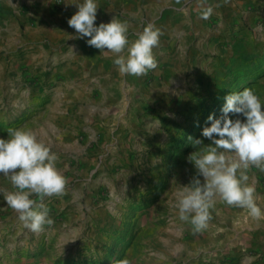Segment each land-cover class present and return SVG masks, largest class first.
Listing matches in <instances>:
<instances>
[{"label":"rangeland","instance_id":"obj_1","mask_svg":"<svg viewBox=\"0 0 264 264\" xmlns=\"http://www.w3.org/2000/svg\"><path fill=\"white\" fill-rule=\"evenodd\" d=\"M104 1L127 25L179 27L170 45L153 49L155 70L88 83L81 77L88 67L66 57L68 46L47 50V40L41 55L20 64L29 53L17 37L43 6L60 16L67 0H0V138L26 126L56 154L67 180L63 194L44 197L54 223L39 233L0 194V264H259L264 250L252 246L246 226L264 229V219L217 201L209 227L194 235L173 205L197 174L192 141L211 143L202 130L210 114L221 115L225 96L250 88L264 107V0H239L209 19L191 15L197 0ZM241 30L259 38L230 55ZM64 67L78 76L56 77ZM248 175L264 212V172L253 167ZM0 190H11L2 174Z\"/></svg>","mask_w":264,"mask_h":264},{"label":"clouds","instance_id":"obj_2","mask_svg":"<svg viewBox=\"0 0 264 264\" xmlns=\"http://www.w3.org/2000/svg\"><path fill=\"white\" fill-rule=\"evenodd\" d=\"M67 4L78 9L67 21L77 34L74 38L88 37L89 46L102 54L112 53L113 64L121 75L143 77L157 68L153 48L159 45L160 31L155 25L147 24L135 40L129 41L126 22L113 18L96 25L95 0H67ZM212 13L213 8L207 6L200 18L209 19ZM125 49L127 55L123 54ZM207 119L211 123L203 128L202 136L211 143L204 144L202 139L192 141L197 150L188 159L194 163L197 174L174 194L173 207L178 218L191 225L194 235L209 227L210 210L217 201L246 210L252 220L264 219L248 175L253 167L264 172V107L260 98L250 88L231 92L225 96L221 115L210 114ZM56 160L50 147L26 126L10 128L8 138H0V174L11 183V190H0V194L23 226L34 233L54 223L43 203L44 197L61 195L66 187L67 180L57 169ZM33 195L40 198L39 202L31 198ZM115 264L130 261L124 258Z\"/></svg>","mask_w":264,"mask_h":264},{"label":"crops","instance_id":"obj_3","mask_svg":"<svg viewBox=\"0 0 264 264\" xmlns=\"http://www.w3.org/2000/svg\"><path fill=\"white\" fill-rule=\"evenodd\" d=\"M125 2H130L131 0H124ZM95 2L98 5L97 8V18H96V25L98 26L101 22L108 23L112 20L111 15V5L107 4L104 0H95ZM243 2H254V0H243ZM237 4H239V0H197L190 11H192V16L194 18L201 17V14L205 7L211 6L212 8H215L213 11H217L219 14L223 13L226 15L229 12L230 6L235 7ZM78 9L74 4H68V10L65 12H62L60 16L53 15L48 11V7L43 6L41 8V13H38V15L35 18V21L33 23V26L27 27V29L17 37L16 42L20 45L25 47L29 54L26 56L28 57L27 61L22 60L19 63L25 64V63H31L33 60L32 57H36L42 54L43 47H42V41H46L49 46H47V50H49V47L56 48L61 47L64 48L65 46H68L66 49L65 55L68 58H71L76 63H79L82 66H87L88 68L86 70H83L82 78L89 80L88 83L91 81L95 82L96 80L105 79V78H111L116 76L118 68L113 64L114 57H107V59L100 58L99 56L102 54L99 49H96L94 47H91L87 44L88 37L85 38H74L76 37V32L73 28L69 27L67 21L68 19L77 11ZM151 10L145 11V18H148ZM54 16V18H53ZM134 20V19H133ZM140 20H144V18L141 16ZM130 24V25H129ZM128 26V39L129 41H133L136 39L137 34L141 32L142 26L139 25L137 27V23H131L129 22ZM160 31L159 36V45L157 47H154L153 49L155 51H161L162 48H165L170 45L171 42L175 40V38L178 37V26H168L166 25H160L158 28ZM199 30L194 31V33H198ZM7 34V32H6ZM235 37L233 39V43L230 44V55H232L233 49L235 48L236 51L241 49L245 45L253 44V41H257L259 36L255 32L248 33L244 30H241L237 33H235ZM46 39H45V38ZM38 47V48H37ZM126 50V49H125ZM44 52V50H43ZM78 65V64H77ZM78 76V71L75 69L73 70L64 69L62 71H59L56 74V77L62 78V79H72L73 77ZM121 77L125 78L127 75H121ZM88 83L84 86L82 90H90L91 88L88 87ZM107 93L113 92L112 88L107 89ZM247 229L253 230V232H250V239L252 243V246L257 247L259 250H264L262 246H260L264 239V229L256 230L252 229L249 225L246 226ZM260 244V245H259ZM263 259H264V253H263ZM259 264H264V260L259 262Z\"/></svg>","mask_w":264,"mask_h":264},{"label":"built area","instance_id":"obj_4","mask_svg":"<svg viewBox=\"0 0 264 264\" xmlns=\"http://www.w3.org/2000/svg\"><path fill=\"white\" fill-rule=\"evenodd\" d=\"M58 1H60V0H58Z\"/></svg>","mask_w":264,"mask_h":264}]
</instances>
